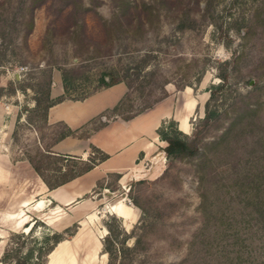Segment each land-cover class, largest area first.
I'll use <instances>...</instances> for the list:
<instances>
[{"label": "rangeland", "instance_id": "374dc122", "mask_svg": "<svg viewBox=\"0 0 264 264\" xmlns=\"http://www.w3.org/2000/svg\"><path fill=\"white\" fill-rule=\"evenodd\" d=\"M6 1L0 0V12L8 7L14 28L8 26L12 32L3 40L0 38V85L4 88L0 95V140L8 148L12 161L33 156L56 135L55 124H46L40 111L33 110L36 92L28 86L36 87L37 81L43 79L40 69L50 58L55 64L51 65L49 90L61 81L57 65L84 64L79 68L81 78L74 83V88L63 90L56 99L90 92L96 87L99 70H113L119 74L124 67H132L139 57L149 54L140 73L151 72L143 76L141 94L134 88L129 91L128 111L160 97L151 104L156 105L165 98L164 105L169 106L170 114L182 116L188 112L186 134H190L193 123L202 115L207 88L220 82L217 73L223 67L221 62L228 61L225 65L228 81L216 90L210 108L230 112V103L238 95L246 94L243 100L259 103V114H264V0H211V8L204 17L201 16L204 0H81L88 10L84 23L79 26V53L73 50L74 43L67 38V27H73L70 19L62 17V13L55 15L62 0ZM183 10L196 18L193 27L176 28ZM22 13L23 17L20 16ZM116 14L120 15L119 22L113 21L114 27L107 29L103 20H113ZM29 16L31 23L28 26ZM137 16L143 21L138 30ZM119 25L122 31L117 29ZM48 26L51 27L49 33ZM91 52L96 55L88 57ZM20 65L26 69L18 71ZM14 73L18 75L17 80ZM8 80L15 85L14 90L8 88ZM18 84L24 88L21 90ZM163 89L166 94L162 96ZM182 95H189L191 99L188 110L184 108ZM240 105V100L234 103L235 107ZM101 117L110 118L103 114ZM103 119H95L91 126ZM170 120L179 129L178 122L169 115L160 120L156 133L158 128H170ZM157 137L161 144L157 146L161 149L164 142L158 133ZM241 148L238 147V151ZM132 166L131 171L125 167L114 171L117 174L97 169L98 177L92 186L62 206L66 212L63 216L74 218L69 224L84 221L89 234L82 233L79 242L71 239L72 235L65 236L63 249L72 248L74 256L63 259L60 264H80L84 259L82 252L94 247L91 264H106L108 256L99 243L108 233L104 222L111 227V236L123 239L129 246L139 232L140 223L147 222L143 236L147 246L134 252L124 251L126 264H176L184 255L186 241L200 221L196 178L190 161L177 159L167 174L159 176L166 166V158L164 153L155 150L146 157L138 155ZM131 196L145 206V215L141 216V210L132 202ZM83 198L89 201L86 208L73 212L67 209ZM120 198L130 203L134 212L131 220L122 219L106 208ZM32 199L34 202L46 201L39 194L33 195ZM48 207L49 204L31 213L29 219L35 218V222L25 233L10 238L9 247L21 242L22 251L31 250L32 256L37 255L38 260L42 258L45 247L42 236L53 231L41 222L50 215ZM47 219L49 221V217ZM43 260L47 264L46 256ZM117 260L118 257L114 262Z\"/></svg>", "mask_w": 264, "mask_h": 264}, {"label": "trees", "instance_id": "16d2710c", "mask_svg": "<svg viewBox=\"0 0 264 264\" xmlns=\"http://www.w3.org/2000/svg\"><path fill=\"white\" fill-rule=\"evenodd\" d=\"M210 8L211 0H204L201 16L204 17ZM87 10L88 7L81 0H62L55 13L58 16L62 13V17L70 19L73 27H67L66 34L67 38L74 43L73 50L78 53L80 46L77 45V40L81 33L79 26L84 23ZM0 15V38L3 40L6 34L9 35L12 32L9 31L8 26L12 29L14 26L9 19L8 7L3 8ZM23 15L22 13L20 16L23 17ZM119 16L116 14L113 20H103L107 23V29L114 27L113 21L119 22ZM135 22L136 30H138L143 21L137 16ZM30 23L29 16L26 24L29 26ZM195 23L196 18L183 10L177 19L176 28L193 27ZM117 29L123 30L120 25ZM50 31L51 27L48 26L47 33ZM15 32L18 33V30ZM95 55V52H91L88 57ZM148 56L149 54H144L139 57L132 67H124L119 74L113 70H99L96 87L92 91L78 97L67 96V98L81 99L101 87L122 81L126 91L111 108L103 110L101 114L107 116L115 114L123 119L132 117L160 98L157 97L153 102H147L135 110L128 111L129 91L134 88L138 94H141L144 87L143 76L151 72L146 70L140 73L147 63ZM221 63L223 67H220L217 73L220 82L207 88L208 97L203 103L202 115L193 123L190 134L176 129L173 120H170V128L157 129L158 136L164 142L161 150L166 158V166L159 176L167 174L168 168L174 164L175 160L185 159L190 161L191 171L196 178L200 221L190 233L186 241V251L176 264H264V114H259V103L243 100L246 94L238 95L230 103L232 106L230 112L210 108L209 103L216 90L222 88L229 77L228 70L225 68L228 61ZM53 64L55 60L50 58L46 66L40 69L43 79L37 81L36 87L33 84L28 85L36 92L33 96V110H39L44 120L46 108L54 100L63 98L62 96L56 99L49 98L50 70ZM83 65L80 63L71 67L56 66L60 70L64 91L74 88V83L81 78L79 68ZM75 72L78 73L75 74ZM6 83L10 90L15 89L11 81L8 80ZM174 85L180 88L179 84L174 83ZM18 86L21 90L24 88L22 84ZM3 90V86L0 85V95L3 94ZM165 94L166 91L163 89L162 96ZM237 100H240L242 105L235 107L234 103ZM101 114L88 122L99 119ZM54 124L58 129L55 130L56 135L52 141L66 135L86 137L88 133L84 128L78 132L71 130L62 121ZM100 124L101 122L93 127ZM49 144L33 156L26 157L31 168L48 188L58 186L82 174L107 157L105 152L94 145L89 146L90 153L86 158H81L78 155L54 153L49 149ZM238 147H242L240 151ZM108 173L117 174V172ZM131 200L140 208L141 216L145 215L147 212L145 206L134 196H131ZM146 223H140L139 232L135 234L133 243L129 246L123 243V239L111 236L112 229L107 222H104L108 233L102 236L100 243L103 252H106L108 256L106 264H126L123 258L124 251L134 252L145 249L147 244H144L143 236L146 232ZM78 225L77 222H72L62 230L44 234L42 239L45 247L41 254L43 256L39 260L37 255L32 256L31 250L22 251L21 242H19L14 247L6 246L0 255V261L10 264H44V256L47 257L59 242L67 239L66 235L73 237ZM20 235V233H13L9 238ZM117 257L118 260L115 263Z\"/></svg>", "mask_w": 264, "mask_h": 264}, {"label": "crops", "instance_id": "0c3cea01", "mask_svg": "<svg viewBox=\"0 0 264 264\" xmlns=\"http://www.w3.org/2000/svg\"><path fill=\"white\" fill-rule=\"evenodd\" d=\"M13 75L17 80L18 75L15 73ZM55 79L58 78L55 77ZM125 91V84L118 81L101 87L81 99L62 98L58 101L54 100L46 108V124L62 121L71 130L78 132L84 128L88 132L86 137L66 135L56 139L49 144L50 150L54 153L78 155L85 158L90 153L89 146L94 145L107 154L105 159L94 164L87 171L58 186L48 188L31 168L25 157H23L24 159L12 161L8 148L0 140V255L4 248L9 246V236L13 233H25L27 229H30L35 222V218L29 219L31 213L37 212L47 204L50 205L48 207L50 215H46L45 220H41L44 225L49 226L53 231H59L69 225L74 218L72 216L66 219V216H63L66 212L62 206L69 204L82 191L92 186L94 179L98 177L95 172L97 169H102L103 173L106 171H119L120 168L124 167L131 171L133 169L132 163L138 155L141 154L146 157L155 150L160 154L163 153L157 146L161 144L155 131L162 118L170 115L178 122V128L182 132H188V112L182 116L170 114L169 106L164 105L165 98L160 102L158 101L159 103L156 102V105L143 109L128 119H123L115 114L108 115L109 119L107 117L103 119L100 115V120L103 119L101 124L96 127L91 126L95 121H88L95 118L103 110L111 108ZM62 92L61 81L59 84L56 82L55 87H51L49 90V98L54 99ZM190 100L189 95H182V102L186 110L191 108ZM111 116L113 117L111 118ZM0 137L2 136L0 135ZM36 194L44 196L46 201L40 199L34 202L32 196ZM77 202L78 200L67 209L70 212L81 210L86 208L89 203L84 198ZM120 206L124 209L119 211L117 208ZM106 208L125 220H131L134 216L130 203L123 201V198L114 201ZM47 217H49V221H47ZM83 222H80V227L78 226L79 228L76 229L77 231L74 232L75 235L71 239L75 238L79 242L83 236L80 233L89 234ZM77 223L79 222L77 221ZM65 243L61 241L56 246L54 245L55 248L47 255V264H60L59 262H62L63 259L74 256L72 248L67 251L63 249ZM60 245H62V251L55 258L56 261L52 262L50 254ZM94 251L95 247L82 252L81 255H84V259L80 264H91L90 259ZM85 255H88V257H85ZM0 264L10 263L0 261Z\"/></svg>", "mask_w": 264, "mask_h": 264}, {"label": "bare ground", "instance_id": "6f19581e", "mask_svg": "<svg viewBox=\"0 0 264 264\" xmlns=\"http://www.w3.org/2000/svg\"><path fill=\"white\" fill-rule=\"evenodd\" d=\"M180 130V129H179ZM122 209H124V207H122V206H120V207H118L117 208V210H122ZM80 234H82V233H80ZM61 247H62V245H60L52 254H50L51 256H50V258H51V260H52V262L55 260V258L61 253ZM94 249V248H93ZM85 257H88V255H85Z\"/></svg>", "mask_w": 264, "mask_h": 264}, {"label": "built area", "instance_id": "2783aa9c", "mask_svg": "<svg viewBox=\"0 0 264 264\" xmlns=\"http://www.w3.org/2000/svg\"><path fill=\"white\" fill-rule=\"evenodd\" d=\"M25 69H26V66H21V65H20V66H18V69H17V70H18V71H21V70H25Z\"/></svg>", "mask_w": 264, "mask_h": 264}, {"label": "water", "instance_id": "95a60500", "mask_svg": "<svg viewBox=\"0 0 264 264\" xmlns=\"http://www.w3.org/2000/svg\"><path fill=\"white\" fill-rule=\"evenodd\" d=\"M202 109H203V105H202ZM199 116H201V115H199ZM185 133H187V132H185ZM79 227H77V229H78ZM76 232V231H75ZM99 243H100V240H99Z\"/></svg>", "mask_w": 264, "mask_h": 264}]
</instances>
